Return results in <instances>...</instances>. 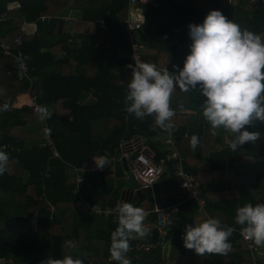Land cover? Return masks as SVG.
I'll use <instances>...</instances> for the list:
<instances>
[{"label": "trees", "instance_id": "16d2710c", "mask_svg": "<svg viewBox=\"0 0 264 264\" xmlns=\"http://www.w3.org/2000/svg\"><path fill=\"white\" fill-rule=\"evenodd\" d=\"M68 9L77 14L70 23L64 19ZM131 9L140 13L134 42L141 62L159 71L178 73L192 43L189 24H201L213 9L264 37V0H150L137 1ZM128 10L127 0H0L6 14L0 21V58L9 63L8 71L0 72V105L9 101L11 106L0 112V147L6 148L0 151H9L7 171L0 175V258L7 264H41L71 255L83 264H119L109 252L117 213L99 215L92 206L116 208L123 185L109 196L111 163L98 171L90 162L98 155H132L145 144L154 161L166 166L159 179L161 196L173 206L174 219L165 234L152 228L145 237L130 240L131 264H264V245L252 241L249 248L242 226L235 223L239 207L264 204V121L246 126L259 138L233 152L230 134L213 130L203 117L206 98L177 86L170 101L175 145L161 148L158 136L167 130L156 126L152 116L138 119L125 110L132 78L128 65H135L125 25ZM26 22L36 23L34 32L23 31ZM17 36L18 45L13 41ZM2 43L12 44L13 56L4 54ZM21 62L28 66V77L16 70ZM21 93L35 96L51 117L41 120L31 104L16 106ZM87 95L91 98L84 100ZM193 135L199 139L195 149L190 146ZM47 139L51 145L42 146ZM179 162L196 183L203 210L183 194ZM117 164L119 174L125 166L121 160ZM77 175L82 176L78 183ZM150 209L146 221L154 222ZM208 218L235 229L226 255L199 256L184 246L185 227ZM168 239L173 246L164 257Z\"/></svg>", "mask_w": 264, "mask_h": 264}, {"label": "clouds", "instance_id": "9594fccd", "mask_svg": "<svg viewBox=\"0 0 264 264\" xmlns=\"http://www.w3.org/2000/svg\"><path fill=\"white\" fill-rule=\"evenodd\" d=\"M188 35L192 43L183 67L178 73L157 70L151 63L128 65L132 78L124 103L126 112L138 119L154 117L156 126L170 128L175 115L170 106L173 92L178 86L183 92L198 91L203 101V117L213 130L224 129L230 134L229 148L254 142L259 133L246 130L256 119L264 121V37L227 19L219 10H210L201 24H189ZM11 110L10 102L0 105V112ZM41 120L51 117L44 105L36 108ZM50 129L46 130L50 134ZM215 135V131H213ZM199 143L193 135L190 146ZM8 154L0 151V175L7 171ZM97 168L109 163L106 158L95 160ZM118 224L110 234V256L119 264H131L127 253L130 240L145 237L144 226L148 212L130 202L116 205ZM235 223L242 226V235L257 246L264 245V204L247 203L236 211ZM233 227H222L216 218H208L196 225H187L183 243L199 256L226 255L231 251L229 238ZM71 246V242H66ZM41 264H83L79 258L65 255L62 259H45Z\"/></svg>", "mask_w": 264, "mask_h": 264}, {"label": "built area", "instance_id": "2783aa9c", "mask_svg": "<svg viewBox=\"0 0 264 264\" xmlns=\"http://www.w3.org/2000/svg\"><path fill=\"white\" fill-rule=\"evenodd\" d=\"M137 1L140 0H127L128 5H129V10H128V16L125 19V25L126 29L129 32L130 36V41L132 45L133 52L131 54V57L133 58L135 65L138 63H142L139 53L137 51V44L134 42V37H135V32L140 28L141 22L140 19L138 20L136 18L133 19V11H132V5L135 4ZM228 2L230 1H235V0H227ZM6 18L5 12L0 11V21ZM66 20L67 18L64 17ZM14 43L15 44H20L21 43V38L19 36L14 37ZM1 47L3 48L4 54L7 56H13L12 55V44L8 43H2ZM21 53H18L15 55L17 58H21L20 56ZM17 72L21 77H28V66L25 65L23 62H21L17 68ZM132 74V73H131ZM31 97V105L33 106L34 110L38 106H40L36 101H35V96L30 95ZM171 106V105H170ZM172 109L175 112V108L171 106ZM173 126L172 118L170 121V128L167 129L165 133V142L170 145L171 147H174L175 145V140L173 136L171 135V127ZM43 132L46 134V129L45 126L42 128ZM48 143V145H51V141L47 139L44 141L41 145L44 146ZM52 148V154L54 156L58 155V152L56 151L55 148ZM6 149L5 145H2L0 147V150ZM9 151H7V154ZM126 155V158L129 163L130 167V175L133 178V180L137 183L139 188L142 189H153L155 183L161 178L166 166L164 165L163 161L160 162H155L153 159V152L150 150L148 147L145 145H141L140 148L135 151L132 155ZM178 173L179 176L181 177V182L180 186L182 188L183 194L186 196V198H192L195 199L197 204L199 205V208L203 210V205L204 201L199 197V190L196 186V183L193 181V179L185 173V171L182 168L181 162H179L178 165ZM77 183L82 180L81 175H77ZM92 210L97 213V214H103L104 216H108L112 213H116L115 208L113 206H105L104 208L98 206V205H93ZM151 211L155 214V220L153 223V226L155 229L158 230L160 234H165L167 228L172 224L173 219H174V208L168 205H161L159 203L154 204L153 209ZM242 235V230L240 231ZM244 241L247 243V246L249 248H253V244L251 240H246L244 236L242 235ZM251 264H257L255 261L252 262Z\"/></svg>", "mask_w": 264, "mask_h": 264}, {"label": "crops", "instance_id": "0c3cea01", "mask_svg": "<svg viewBox=\"0 0 264 264\" xmlns=\"http://www.w3.org/2000/svg\"><path fill=\"white\" fill-rule=\"evenodd\" d=\"M149 1L150 0H140V2H144V3L149 2ZM175 1L179 2V1H184V0H175ZM16 5H17V3H13L10 6L15 7ZM74 15L76 16L77 14L74 11H72V9H68V11H66L65 14H64V16L67 18L66 20H67L68 23L71 22V20L74 18ZM139 16H140V13L138 11L137 12L133 11V17L134 18H136L138 20V17ZM35 28H36V23L35 22H26V23H24L22 25V29H23V31L25 33H32V32H34ZM8 64L9 63H8L7 58H0V72L8 71ZM83 98H84V100H89L91 97L89 95H87V96H84ZM30 103H31V97H30V95L28 93H21V94H19L16 97V102H15V105L16 106H20L22 104H30ZM158 137H159V139L162 142H164V140H165V135L164 134H160ZM145 146L148 147L147 145H145ZM163 147H165V144H164V146L163 145L161 146V148H163ZM122 157H124L125 159H127L124 156V152H121L119 156H111L109 158H107L106 155H98V156H94L91 159V162H90V168L92 170H98V171L99 170H104V167L103 168H97L95 160H99L101 158H106L109 161V163H111V167H110L109 172L107 173V177L108 176L112 177L114 183H113V186H112L111 191L109 193V196H112L113 193L115 192V190H117L118 187L121 184L123 185V187L120 189V192H119L118 203H122L125 199H127V198H123L121 196L123 191L128 190L129 188H133V189L139 188L138 185H137L138 187H135V184L134 185H131V184L130 185H127V184L124 183V181H121L122 180L121 177H122V175H125L124 174V171H126V168H127L126 167V164H124L125 168L123 170H121V172L119 173L120 175L117 173V169H119L117 162H118V160H121L122 161V159H123ZM159 181H157V183L155 185L156 186V189L159 192H157L154 187L151 190L150 189H142V188H140V189H142V191L146 195V199L140 205L141 208H144L145 210L150 209V208L153 209L154 204H156V203H159L161 205H167L166 198L163 197V196H161V186H160V182ZM121 200H122V202H121ZM135 201H136V196L133 194V196L131 198V203L133 204ZM153 223L154 222H148L145 219L144 226L148 230H150V229L154 228ZM172 246H173L172 239H168L164 243V245H163V254H164V257H167L168 256L169 251L171 250ZM166 249H167V251L165 252ZM6 264H7V259H6Z\"/></svg>", "mask_w": 264, "mask_h": 264}, {"label": "water", "instance_id": "95a60500", "mask_svg": "<svg viewBox=\"0 0 264 264\" xmlns=\"http://www.w3.org/2000/svg\"><path fill=\"white\" fill-rule=\"evenodd\" d=\"M125 161H126L125 158H123L122 163L125 164ZM133 194L136 196V201L133 203L134 206H140L141 203L146 199L145 193L140 188H136V189L129 188L128 190L123 191L121 196L123 198H127L124 200L125 202L131 203V198Z\"/></svg>", "mask_w": 264, "mask_h": 264}, {"label": "rangeland", "instance_id": "374dc122", "mask_svg": "<svg viewBox=\"0 0 264 264\" xmlns=\"http://www.w3.org/2000/svg\"><path fill=\"white\" fill-rule=\"evenodd\" d=\"M134 19V17H133ZM166 138V137H165ZM165 145H168L165 140L163 142ZM124 174L125 175H122V180L121 181H124L125 184L127 185H134V181H133V178L131 177L129 171H124ZM159 181V180H158ZM137 239H140V238H137ZM167 248V247H166ZM167 251V249L165 250V252ZM166 256V255H165ZM0 264H6V259L5 258H0Z\"/></svg>", "mask_w": 264, "mask_h": 264}]
</instances>
